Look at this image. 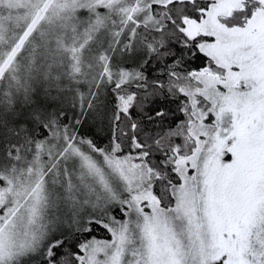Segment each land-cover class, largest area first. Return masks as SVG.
<instances>
[{
    "label": "snow or ice",
    "instance_id": "1",
    "mask_svg": "<svg viewBox=\"0 0 264 264\" xmlns=\"http://www.w3.org/2000/svg\"><path fill=\"white\" fill-rule=\"evenodd\" d=\"M0 264H264V0H0Z\"/></svg>",
    "mask_w": 264,
    "mask_h": 264
},
{
    "label": "trees",
    "instance_id": "2",
    "mask_svg": "<svg viewBox=\"0 0 264 264\" xmlns=\"http://www.w3.org/2000/svg\"><path fill=\"white\" fill-rule=\"evenodd\" d=\"M200 63H202V61H196L195 63L190 65V67H196ZM173 107H174V105H173ZM81 131H82V134L90 136L91 138H93L101 147L105 146L108 142L107 141L108 133H107L106 129L101 130L100 128H92L89 131V129L86 127L85 129H82ZM92 235L96 236V238H98V239H104V238L108 237V233L104 229L100 228L99 226H97L95 228Z\"/></svg>",
    "mask_w": 264,
    "mask_h": 264
}]
</instances>
